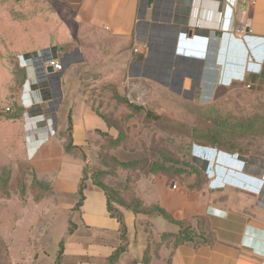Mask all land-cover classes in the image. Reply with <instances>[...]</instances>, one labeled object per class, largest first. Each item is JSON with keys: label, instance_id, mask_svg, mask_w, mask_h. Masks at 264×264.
<instances>
[{"label": "crops", "instance_id": "crops-1", "mask_svg": "<svg viewBox=\"0 0 264 264\" xmlns=\"http://www.w3.org/2000/svg\"><path fill=\"white\" fill-rule=\"evenodd\" d=\"M0 20L5 24V33L0 24V56L15 50L27 64V68L14 64L20 79L10 76L13 64L1 72L4 75L0 76V103L11 102L15 118L3 121L0 117V148L8 143V136L10 139L17 132L29 153V159L20 160L12 150H0V172L10 173L11 181L31 172L36 180L50 185L48 195L55 204L65 203L66 211L77 212L88 228L114 233V243L105 247L103 253L94 252L100 264H106L120 245V224L107 211L104 192L91 183L86 184L81 207L74 210L83 164L66 152L68 123H59L65 102L62 80L72 64L81 58L83 61L82 48L63 55L65 67L58 84L46 77L49 99L42 102L36 96L43 84L37 66L42 63L43 52L57 46L55 41L43 37L63 33V25L57 21H66L67 29L70 21L82 32L88 30L104 37L102 42L113 44L111 51L129 52L130 46H137L139 52L145 48L149 53L146 61L130 63L135 67V76L161 83L189 100L197 92L199 99L207 101L217 89L243 83L264 95V0H0ZM11 31L37 38L31 39L32 45L15 47V39L9 37ZM73 53L76 60L69 61ZM21 84V91L14 95V86ZM28 102L30 108L24 107ZM76 102L77 109L71 111L70 138L73 146L82 148L89 134L108 132L110 128L85 97L82 99L79 94ZM7 108L5 112H11ZM47 116L50 117L45 123ZM50 130L52 135L48 134ZM200 149L209 155L198 163L204 179L200 187L162 190L159 200L174 218L188 220L192 227L196 216L203 218L213 241L199 247L184 244L172 251L163 246L159 258L150 264H264V150L244 153L240 145L232 152L211 146ZM221 160L229 166L221 164ZM16 191L10 187L9 198L0 193L4 207L19 198L20 191ZM121 212L125 217L130 214L126 252L138 241L136 264H142L146 240L138 223L139 214L126 209ZM1 215L0 210V218ZM37 220L42 224L40 217ZM78 264L91 263L86 259Z\"/></svg>", "mask_w": 264, "mask_h": 264}, {"label": "rangeland", "instance_id": "rangeland-1", "mask_svg": "<svg viewBox=\"0 0 264 264\" xmlns=\"http://www.w3.org/2000/svg\"><path fill=\"white\" fill-rule=\"evenodd\" d=\"M57 22L62 23L63 33L59 36L43 37V39L55 41L57 46L43 52V60L40 64L43 84L36 91V96L38 95L42 102L49 99L44 61L48 58H62L64 54H70L74 49L82 48L83 61L81 58V62L79 60L72 64L62 80L65 102L60 110L59 123L65 126L69 119L71 120V111H75L78 107L76 101L79 94L82 99L85 97L98 112L121 122L125 137L119 147L113 148L110 144V139L117 136V131L110 129L108 132L95 131L89 134L84 147L70 153L82 161L84 180H87V183L95 177L108 189L116 192L117 197L126 203L135 201L137 197L146 207L154 205L162 207L159 200L160 191L172 192L182 188L190 190L188 185L192 183V177L184 180H167L164 176L150 173L154 171L152 165L154 167L156 163L178 169L186 164L198 165L209 156L207 152L200 151L201 146L198 147L195 144L191 128L204 124L210 125L215 120L232 123L264 113V95L256 93L253 87L245 83L221 87L207 101L199 99L197 92L195 98L189 100L171 92L161 83L135 76L133 69L135 67L130 63L146 61L149 53L145 51V48L142 47L139 52L137 46H130L129 52L111 51L113 44L106 45L102 42L104 37H97L95 33L88 30L82 32L80 28L71 26L70 21H67L70 27L68 29L65 25L66 21ZM0 24L5 33V24L2 20ZM10 36L13 37V41L14 39L16 41H14L15 47L16 45L19 47L32 45L34 42L31 39L37 38L21 36L17 31H11ZM4 38L6 40L7 36L5 35ZM115 43L122 44L123 41H115ZM75 54H71L68 60L75 61ZM21 57L22 55L17 54L15 50L8 54L2 53L0 76L4 75L1 72L5 70L6 65L11 67L13 64L14 70L11 68L10 76L20 79L19 70L14 64L17 62L19 67H22ZM23 86L24 84L15 85L14 95H17ZM115 95H118L117 98ZM6 106L11 112H5ZM133 106H140L142 110L133 111ZM147 111L151 113V116L146 117ZM14 114L15 108L11 102L0 103V117L3 121L14 118ZM48 117L50 116L44 117L45 123ZM79 135L80 133H77V141H79ZM17 136V132L12 134L10 139L8 136V143L0 150H12L14 157L27 160L29 159L27 146L24 144L23 148ZM227 142V145L231 144L235 147L240 145L244 153L264 150L262 133H255V137L252 138L243 137L232 141L227 140ZM213 158L216 159V156L214 155ZM221 164L229 166L223 160ZM0 175L6 176L7 171L0 172ZM31 181L32 176L29 171L14 177L9 187L16 193L20 187H26L24 194L22 196L20 194L17 199H12L7 203L8 206L4 207V203L0 202L2 211L0 264H56L55 259L60 242H63L64 246L60 264H78L86 259L91 264H100V258L94 252L103 253L105 247L114 243L116 240L114 233L108 231L104 234L100 231L101 229L88 228L77 212L68 213L65 203L55 204V199L48 194L41 195L36 201L34 194L40 193L38 190L32 191L27 188ZM42 184V188L49 187L48 183ZM36 185L34 183L33 187ZM133 203L135 205V202ZM112 208L118 211L124 209L114 203ZM121 213L124 225L130 224V214L125 217L123 212ZM138 216L140 217L138 223L146 240L145 250L148 249L149 255L153 257L158 247L156 245H160V233L174 232L177 227L169 224L155 212L139 213ZM38 217L42 219V224L37 220ZM122 241L120 245L123 244ZM125 242H128L127 237ZM138 246V241L133 243L132 248L125 251V254L122 253L115 264L136 263L139 254ZM161 249L162 247L159 252Z\"/></svg>", "mask_w": 264, "mask_h": 264}, {"label": "trees", "instance_id": "trees-1", "mask_svg": "<svg viewBox=\"0 0 264 264\" xmlns=\"http://www.w3.org/2000/svg\"><path fill=\"white\" fill-rule=\"evenodd\" d=\"M37 70L40 74V66H37ZM40 68V69H39ZM42 74V73H41ZM42 79V78H41ZM118 95H115L117 98ZM96 113L106 122L108 128L114 129L117 131V136L115 138L110 139V144L113 148L119 147L123 141H124V135H123V128L124 126L121 124L120 121L116 119H110L109 117H106V115L99 113L97 109L94 108ZM133 111L140 112L142 110V107L140 106H133ZM151 116L150 112H146V117ZM15 118V114H14ZM193 129V130H191ZM190 131L192 132L193 139L195 140V144L201 147L205 146H211L213 148H217L219 150L232 152L237 149L234 145H227V140H237L239 138L246 137L248 135L255 136V133H262L264 135V114L256 115L253 117H249L246 120H239V121H233L232 123L220 120V121H214L213 124L210 125H198L196 128H191ZM68 138L69 142H67V145L65 146V150L67 153H70V151L79 150L80 147H75L72 145L71 142V120L69 119L68 122ZM196 133V135H194ZM103 134V133H100ZM230 138V139H228ZM168 161H174L170 160L168 158H164ZM171 164V163H168ZM152 168H154V171H151L150 174L152 175H161L166 177L167 180H184L187 177H192L193 181L190 185H188V188L191 190L198 189L200 185L203 182V176L201 173V170L199 168V164H186L182 168L173 169L171 167L165 166L163 163H156L154 164V167L152 165ZM32 181L29 186L30 190H38L39 195L34 194L35 200L38 201L41 195H47L51 192V187L47 189L42 188L43 184L36 180L35 176L31 173ZM10 173L7 172V175H0V193L2 194V197L9 198L10 197ZM36 183V187H33V184ZM90 183L97 188L101 189L107 200V211L109 212L110 216L115 218L119 224H120V239L124 240L122 245H119L112 254L107 258L106 264H115V262L118 260L120 255L126 251V226L123 223L122 213L121 211L114 210L112 208V203L116 204L117 206H120L124 209L131 210L134 214H147L150 212H155L158 215H160L162 218H164L165 221H167L170 224H173L177 227L176 233H162L159 236V242L160 245L157 244V249L155 251V254L153 257H151V254L149 255L148 249H146L143 253V257L141 260L142 264H149L153 258L157 259L159 256V249L161 247H166L170 249L171 251L177 248L180 245L184 244H190L193 247H199L203 244H210L213 241V238L209 232L206 230L205 221L203 218L196 216L195 219V226L192 227L191 223L188 220H177L175 219L165 208L154 205L150 207H146L140 199L137 197L135 198V201L126 203L123 199L120 197H117L116 192L111 191L106 187L104 183L97 180L95 177L90 179ZM87 180H84V167L82 170V179L79 184L78 188V200L74 206V210H79V208L82 205L84 195L83 192L86 188ZM26 187H20L19 191L21 196L24 194ZM135 202V205L134 203ZM71 232V231H70ZM59 251L56 256V264H60L63 258V252H64V246L63 242L59 243ZM131 264H136L131 263Z\"/></svg>", "mask_w": 264, "mask_h": 264}, {"label": "built area", "instance_id": "built-area-1", "mask_svg": "<svg viewBox=\"0 0 264 264\" xmlns=\"http://www.w3.org/2000/svg\"><path fill=\"white\" fill-rule=\"evenodd\" d=\"M137 51V50H136ZM62 59H63V56H62V58H52V59H50V58H48L46 61H44V69H46L47 67H52V69H53V71H59V70H61V67H62ZM21 66H23V67H25V68H27V64H26V60H22L21 59ZM46 76H47V78H48V74H47V72H46ZM28 88H26V90H27ZM29 94V93H28ZM31 103L30 102H28L27 104H23L24 105V107H26V108H30V105ZM6 111H10L9 110V108H7L6 109ZM52 133H53V131L52 130H50L49 132H48V134L49 135H52Z\"/></svg>", "mask_w": 264, "mask_h": 264}, {"label": "water", "instance_id": "water-1", "mask_svg": "<svg viewBox=\"0 0 264 264\" xmlns=\"http://www.w3.org/2000/svg\"><path fill=\"white\" fill-rule=\"evenodd\" d=\"M247 32H248V29H247ZM64 67H65V66H63V68H64ZM63 71H64V70H63ZM63 71H62V72H63ZM46 72H47V74H48V78H53V79H55L56 84L59 83V78H60L62 72H60V73L57 74V75H53V69H52V67H47V68H46ZM48 78H47V80H48ZM55 103H56V104L58 103V99L55 101Z\"/></svg>", "mask_w": 264, "mask_h": 264}, {"label": "bare ground", "instance_id": "bare-ground-1", "mask_svg": "<svg viewBox=\"0 0 264 264\" xmlns=\"http://www.w3.org/2000/svg\"><path fill=\"white\" fill-rule=\"evenodd\" d=\"M65 63H62V67H61V70H59V71H53V75H57V74H59L60 72H62L63 70H64V68H63V65H64ZM48 81L50 82V81H52V78H48Z\"/></svg>", "mask_w": 264, "mask_h": 264}, {"label": "flooded vegetation", "instance_id": "flooded-vegetation-1", "mask_svg": "<svg viewBox=\"0 0 264 264\" xmlns=\"http://www.w3.org/2000/svg\"><path fill=\"white\" fill-rule=\"evenodd\" d=\"M167 62V61H166ZM147 65V63H145V66ZM139 67V66H138ZM142 67H144V66H140V68H142ZM143 70V72H148L147 70H145V69H142Z\"/></svg>", "mask_w": 264, "mask_h": 264}]
</instances>
